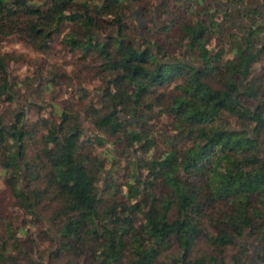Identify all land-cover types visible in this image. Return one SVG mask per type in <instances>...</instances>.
Returning <instances> with one entry per match:
<instances>
[{"label":"trees","instance_id":"1","mask_svg":"<svg viewBox=\"0 0 264 264\" xmlns=\"http://www.w3.org/2000/svg\"><path fill=\"white\" fill-rule=\"evenodd\" d=\"M58 37L99 90L8 127L0 54V264H36L43 221L48 264H247L264 248V0H0V44Z\"/></svg>","mask_w":264,"mask_h":264},{"label":"rangeland","instance_id":"2","mask_svg":"<svg viewBox=\"0 0 264 264\" xmlns=\"http://www.w3.org/2000/svg\"><path fill=\"white\" fill-rule=\"evenodd\" d=\"M223 4H227V2H223ZM130 16L136 24L143 26L144 22L137 8L132 9ZM60 41L61 37L54 38L50 50L45 53L35 52L27 44L12 38L5 39L0 44V54H8L13 57L8 65V72L10 81L16 83V87L12 92L16 100L15 105L6 103L2 106L6 126L9 127L14 120V115L20 112L25 114L26 124L30 125L39 116H52V105L61 109H67L71 105L74 107L73 96L79 87L93 93L99 90L100 83L89 80L88 73L76 62L75 57L63 49ZM51 83L54 84L50 85L49 89L46 88ZM37 105L42 109L37 110L35 108ZM84 128L88 134L91 129L90 125L85 123ZM3 190L4 185L0 181V195ZM8 208V202L0 196V213H7ZM41 230L47 231L50 236L54 237L55 241H46L42 240L41 237L33 236L32 240L35 243L31 246L32 248H28L31 243L26 240L24 247H27L24 249L32 252L31 256L36 264H48L49 255L58 246L59 238L47 221L36 225L34 232H40ZM242 243L245 244L246 242L242 241ZM249 246L250 252L247 264H261L259 257L261 252L264 255L263 246L259 242H252ZM203 248L205 246H201V251H203ZM232 253V251H228L226 264H230L229 256ZM251 256H253V259L250 262Z\"/></svg>","mask_w":264,"mask_h":264},{"label":"flooded vegetation","instance_id":"3","mask_svg":"<svg viewBox=\"0 0 264 264\" xmlns=\"http://www.w3.org/2000/svg\"><path fill=\"white\" fill-rule=\"evenodd\" d=\"M263 254V252H261L260 253V256ZM252 259H253V256H251V258H250V262L252 261ZM262 264V263H261Z\"/></svg>","mask_w":264,"mask_h":264}]
</instances>
